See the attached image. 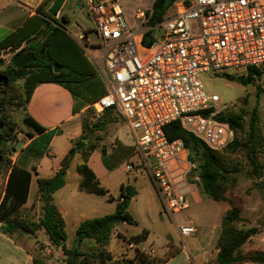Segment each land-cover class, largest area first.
<instances>
[{"label":"built area","instance_id":"obj_1","mask_svg":"<svg viewBox=\"0 0 264 264\" xmlns=\"http://www.w3.org/2000/svg\"><path fill=\"white\" fill-rule=\"evenodd\" d=\"M84 1L101 45H89L85 33L79 45L94 63V53L102 51L99 71L106 87L91 108L96 115L116 112L125 122L138 157L125 171L148 177L171 219L188 209L186 196L199 172L182 141H169L164 127L178 122L215 153L233 142L234 130L219 120L227 107L206 92L201 75L256 68L264 92V0H192L150 28L147 13L138 9L129 25L118 0ZM158 28L162 38L152 36L151 45L143 46V35ZM176 230L182 241L195 234L192 226Z\"/></svg>","mask_w":264,"mask_h":264},{"label":"trees","instance_id":"obj_2","mask_svg":"<svg viewBox=\"0 0 264 264\" xmlns=\"http://www.w3.org/2000/svg\"><path fill=\"white\" fill-rule=\"evenodd\" d=\"M52 1L43 0L36 9V15L29 18L17 32L9 35L0 43V57L3 50L15 53L13 59L26 52H32L35 57L34 62L20 69L14 68L11 64L4 65L0 59V174L6 175L4 188H0V229L3 234L9 236L17 231L34 236L38 231L43 230L49 242L61 250L64 264H108L109 262H111L110 264H164L179 249L174 248L173 250V247H168L166 256L162 259L144 253L140 250L139 245L147 240L148 231H142L129 238L117 235L120 241L135 247L131 259L122 258L112 261V257L107 251L112 232L118 224H135L134 219L127 211L130 200L136 195L134 188L129 185L120 187L119 203L114 213L83 221L75 231L73 245L71 247L66 245L65 223L58 209L52 203V195L64 187L66 174L64 168L77 154L81 158V163L76 169L80 177L78 189L88 194L108 195V191L100 186L95 174L88 167L87 161L101 137L106 133L107 126L113 123L108 119L109 115L113 114L111 110L100 115L105 118L104 121L93 125H86L81 118V137L69 150L62 168L51 178L36 180V197L40 203L38 220L28 221L21 215V209L28 201L32 174L17 167L11 161L10 156L13 150L9 149L8 144L13 142L12 112L15 109L23 110L22 122L32 132L27 135L31 139L34 135L44 132V129L27 114V104L38 84L53 83L67 89L74 99V113L84 110L85 105L92 104L106 93L104 84L100 79L97 81L96 72L82 49L61 29L52 25L51 16L46 13V8ZM165 1L167 0L153 2L152 11L146 14L149 17L148 24L150 26H155L162 21L167 10L163 8ZM61 19L66 20L64 16ZM152 40L151 32H147L142 37V45L148 47ZM54 64L61 67L57 74L53 73ZM243 77L244 84H249L255 79L259 80L261 74L256 68H248ZM19 81H23L22 92L15 88ZM262 90L260 88L257 92ZM255 110L252 113L250 129H253L252 127L256 123ZM219 120L227 123L234 130L235 135L243 131L241 115H222ZM95 132L102 134L93 141L91 136ZM164 133L169 141L181 140L189 154L199 157V186L202 194L215 202H229L231 205L220 223L218 254L215 264H264L263 251L251 250L246 253L240 251V248L255 236L258 230L256 228L242 230L236 226L241 221L240 207L232 205L227 200L229 172L226 169V163L218 153L209 150L192 134L183 130L178 122L164 127ZM238 147L239 143L235 137L227 149L232 151ZM102 152H104L103 149ZM252 155L255 154L250 150L247 157L251 170L257 178L261 179L264 177V167L258 162L257 157L255 160ZM113 201L111 196L108 197V202ZM88 245L93 246L94 250L86 251L85 247ZM33 264L43 263L33 260Z\"/></svg>","mask_w":264,"mask_h":264},{"label":"rangeland","instance_id":"obj_3","mask_svg":"<svg viewBox=\"0 0 264 264\" xmlns=\"http://www.w3.org/2000/svg\"><path fill=\"white\" fill-rule=\"evenodd\" d=\"M103 1V0H100ZM155 0H118L123 7L124 15L127 18L129 25H133L134 11L150 13L152 11V2ZM192 0H173L172 3L166 8L164 18H169L174 14L175 7L179 4L189 2ZM4 13H7L5 10ZM66 20H62L61 17L52 18V25L61 29L66 35H68L76 43L85 44V39L78 40L80 34L85 33L87 35L88 44L91 46H100L101 41L95 32L94 23L90 17L87 6L84 0H67L62 10ZM147 24L146 28H150ZM151 36H155L157 39L162 38L163 31L161 29L150 30ZM8 33L0 32V42L7 36ZM79 45V44H78ZM80 46V45H79ZM82 51L86 54V57L90 64L93 66L96 72V79H100L104 84L101 75V55L102 51L94 53L96 60L92 61L89 56L90 52H86L80 46ZM15 53L12 51H4L1 53L0 59L4 62V65L11 64ZM245 76V70L243 69H225L217 72H210L201 75V80L207 93L217 95L222 101L223 105L227 107L224 111V115H241L243 118V131L235 135L239 143V147L235 150L225 151L218 153L220 158L226 163V169L229 172V182L227 183V200L240 207V219L241 221L236 224L238 229L247 230L250 228L262 229L261 236H264V177L259 179L252 172L249 159L247 157L248 152H253L257 157L258 162L264 167V93L257 92L258 89L263 88V78L255 79L249 84H241L240 77ZM23 81H19L16 84V90L21 91ZM105 86V84H104ZM106 88V87H105ZM92 104L85 105V111L81 114L83 121L86 125H93L105 120L103 116L96 115L91 108ZM255 110L256 123L250 129V123L253 110ZM13 117V142L8 144L9 149H12L11 161L15 157L14 154L21 156V161L27 158L38 160L41 158V154L45 153L46 141L39 140L32 144L28 149L23 150V145L30 139L27 135L32 134L22 122L24 112L22 109H15L12 112ZM107 119V118H106ZM108 119L113 123L108 126L107 132L102 136L101 146L115 143L117 150L112 154H108L107 158H103V154L99 153L100 159L107 160L105 168L109 175L102 177L100 186L108 190V195L98 196L92 195L97 201L101 203V208L97 215H103L107 212L106 209L111 206H115L114 201L108 202V197H112L114 200L119 197V182L124 180V183H133V177L129 176L124 171V165L127 163H135L138 160L135 152V145L133 137L131 136L129 129L125 122L119 117L116 112L109 115ZM102 133L95 132L91 136V140H95L96 137H100ZM107 134V135H106ZM114 134L118 136V142L114 140ZM106 135V136H105ZM87 141V140H86ZM62 149V147H61ZM189 153V152H188ZM46 155V154H45ZM63 155H59L55 163L63 162ZM43 162L47 165L52 164L50 158L45 156ZM97 155L92 160V166L95 167ZM189 161L199 165V157L189 154ZM80 163V158H74L67 166V183L68 187L59 192L61 194H72L76 191V185L78 183V175L75 172V165ZM199 172V171H198ZM138 185H135L137 190V196L132 198L129 202L127 211L134 219V225L118 224L112 232L110 244L107 248L112 261L124 259H131L134 255L135 247H129L124 242L118 239L117 235L129 238L136 236L142 231H148L147 240L139 245V247L145 248L144 253H149L150 250L154 251L157 255H161L163 252L164 240H170L175 246L182 247L187 246V240L182 242L176 234V227L180 225L192 226L198 230L197 240L200 235L208 236L211 230H216V234H219L220 222L223 217V209L225 207L230 208L229 202H215L209 198H206L199 186L198 181H192L195 188L200 195L199 204H195L190 196H186V200L189 205V210L173 216L171 219L165 215L162 211L161 204L156 196L154 189L151 186V182L147 177H139ZM6 181V175L0 174V188L3 189ZM234 181V182H233ZM37 189L35 180L32 181L30 186L29 199H31ZM25 206V205H24ZM21 209V215L28 221H34L31 213L28 212L29 208ZM114 208V207H113ZM148 214H151L150 217ZM187 218V219H186ZM185 220H187L185 222ZM242 227V228H239ZM67 245L71 247L74 237V233L68 230ZM45 234H39V239L46 240ZM205 239V238H204ZM173 245V246H174ZM249 247V245H246ZM262 247V246H260ZM263 248V247H262ZM86 251L94 250L93 246L85 247ZM142 251V249L140 248ZM151 256V255H150ZM166 256V255H165ZM164 256V257H165ZM152 257V256H151ZM109 262L108 264H110Z\"/></svg>","mask_w":264,"mask_h":264},{"label":"crops","instance_id":"obj_4","mask_svg":"<svg viewBox=\"0 0 264 264\" xmlns=\"http://www.w3.org/2000/svg\"><path fill=\"white\" fill-rule=\"evenodd\" d=\"M66 1L57 17L62 18L64 16L62 10L66 4ZM42 2L43 0H0V32L3 31L8 33L6 37L17 32L29 18L36 15V9L40 6ZM52 2L46 8V13L48 8L51 6ZM5 10H7V13H4ZM76 44L78 45L79 43ZM4 51L8 50H3L1 53H3ZM84 55L86 56L85 53ZM73 108L74 99L72 98L68 90L65 89L63 86L53 83H41L34 88L30 100L27 104V114L34 122H36L40 127L44 129V132H42L41 134L34 135L23 145L22 149L26 150L36 141L44 140L46 141V146L44 150L45 153H42L41 158H39L37 161L31 159L30 157L21 161V156L17 154H14L15 157L12 159V163L15 164L17 167L31 172L32 181L35 180L36 182L38 178H51L52 176H54L64 164V161L55 163L57 157L59 155H63L62 157H64L65 160L69 150L74 146L75 141L80 139L82 134L81 114L84 110L74 113ZM106 132L108 134V129ZM101 140L97 143L95 150L91 153L87 161L88 167L93 171L99 183H101L102 177H107L109 175L108 171L104 166L107 160L105 159L104 161V159H100L99 153L103 154V158H107L108 154L110 156L113 151L118 149L115 143L110 144L109 147H107V145L101 146ZM114 140L118 142V136L116 134H114ZM102 149L104 150V152H102ZM95 155H97V160L95 167H93L92 160L95 158ZM45 156L50 158V162H52V164L47 165L43 162V158ZM76 157L80 158V155L77 154L74 158ZM80 163L75 165L76 174L77 166L80 165ZM64 169L66 172L65 185L63 188L56 191L52 195V203L56 206L64 220L65 232L70 230L74 233L75 237V231L80 223L85 220H90L93 218H98L104 215L114 213L119 201L118 199L114 200L113 204H115V206H112V208L110 206L106 209L107 212H104L103 215L98 216L97 213H99L101 203L97 201V199L92 197L91 194L80 191L78 189L80 182V177L78 174V183L76 185V191L68 195H59V192H61V190L68 187L66 179L68 169L67 167H65ZM123 169L125 171V168ZM129 176L133 177V183L125 184L124 180H122L121 182H119L118 188L120 189L122 185H129L130 187L134 188L136 192L135 196H137V190L135 185H138V178H143L147 176L144 174L139 176ZM188 196L192 198L195 204H199L201 198L195 186L193 192L188 193ZM24 208H29L28 212L30 213L32 211V218L34 216V221L38 220L40 214V203L37 200L36 191L31 199H29L28 196V201L25 204ZM189 208L190 207L188 205L187 210H189ZM228 210L229 208L225 207L222 213L225 215ZM150 215L151 214H148L149 217ZM186 221L187 220H185V222ZM194 229L195 234L191 237L185 238L187 240V246H184V248L175 246L170 240L167 241L165 238L163 244V252L161 255H157L152 250H150V252L146 254L151 255L152 257L157 259H162L166 255L168 247H173V250L174 248H177L179 249V251L173 254V256L170 257L164 264H215L216 257L218 254V239L220 235V230L218 235L215 232L216 230L213 229L208 233V236L200 235L197 240L196 238L198 235V230L196 228ZM257 230V234L240 248V251L242 253H246L251 250H260L264 252V236H261L262 229ZM40 233L44 234L43 230L38 231L34 236L25 235L20 231H17L9 236L3 234L0 229V264H33V260H38L43 264H64L61 250L59 248L54 247L49 242L47 237L46 240L41 241L39 239ZM176 234L179 237L177 230ZM74 237L71 239V241L74 240ZM185 239H183V241L181 239L180 240L184 242ZM247 244L249 245V247L246 246ZM260 246H262L263 248ZM67 247L69 246L67 245ZM140 248L142 249V251H145V248Z\"/></svg>","mask_w":264,"mask_h":264},{"label":"water","instance_id":"obj_5","mask_svg":"<svg viewBox=\"0 0 264 264\" xmlns=\"http://www.w3.org/2000/svg\"><path fill=\"white\" fill-rule=\"evenodd\" d=\"M66 0H54L51 4V6L47 10V14L50 15L52 18H57L58 14L60 13L64 3ZM172 3V0L165 1L163 8L166 9L168 5ZM35 61V57L32 52H26L22 54L21 56L13 59L12 66L16 69H20L24 67L25 65L32 63ZM61 70V67L58 64L53 65V73L57 74ZM240 83L244 84V77L239 78ZM88 141H86L87 143ZM65 171V169H64Z\"/></svg>","mask_w":264,"mask_h":264}]
</instances>
